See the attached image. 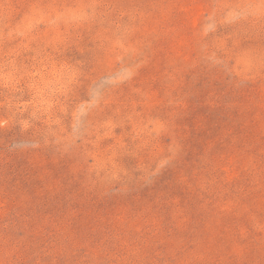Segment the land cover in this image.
<instances>
[{"label":"rangeland","instance_id":"1","mask_svg":"<svg viewBox=\"0 0 264 264\" xmlns=\"http://www.w3.org/2000/svg\"><path fill=\"white\" fill-rule=\"evenodd\" d=\"M0 264H264V0H0Z\"/></svg>","mask_w":264,"mask_h":264}]
</instances>
